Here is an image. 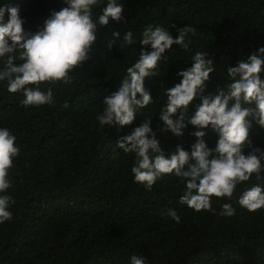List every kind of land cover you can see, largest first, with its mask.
I'll return each mask as SVG.
<instances>
[{
	"label": "trees",
	"instance_id": "obj_1",
	"mask_svg": "<svg viewBox=\"0 0 264 264\" xmlns=\"http://www.w3.org/2000/svg\"><path fill=\"white\" fill-rule=\"evenodd\" d=\"M105 3L94 6L93 19ZM122 3L123 22L110 21L98 29L89 59L69 74L71 83H41L42 91L52 90L53 105L25 108L20 105L22 93H9L7 82L0 83V127L9 129L19 148L8 169L12 218L0 224V264H129L134 254L144 264H264V209L248 212L237 204L246 188L264 185V172L261 179L253 175L237 185L231 199L212 197L213 210L195 212L179 203L183 181L162 175L145 190L132 179L134 154L115 147L118 138L151 119L165 156L178 145L190 150L195 141L191 125L179 137L161 131L164 89L179 82L176 73L191 66L190 57L197 51H205L214 68L203 95L226 87V67L264 47V0ZM0 6L18 7L23 29L34 33L50 12L65 5L62 0H0ZM149 25L168 29L173 37L172 26L187 25L196 34L187 50L176 45L167 50L158 76L146 78L153 102L136 113L133 124L102 128L96 120L103 111L102 99L118 89L140 49L138 42L123 46L122 38L113 41L112 32L122 37L131 31L138 39ZM65 101L68 108L61 107ZM199 102H190L188 115ZM205 132L203 139L213 148L217 136ZM249 138L245 152L264 150V129L253 123ZM224 203L235 208L233 216L219 214ZM170 208L179 223L166 215Z\"/></svg>",
	"mask_w": 264,
	"mask_h": 264
},
{
	"label": "clouds",
	"instance_id": "obj_2",
	"mask_svg": "<svg viewBox=\"0 0 264 264\" xmlns=\"http://www.w3.org/2000/svg\"><path fill=\"white\" fill-rule=\"evenodd\" d=\"M62 2L65 6L50 12L42 29L34 33L23 29L18 7L0 6V83L7 82L9 93H22L20 105L25 108L53 105L52 90L42 91L41 83H71L69 74L89 59L98 29L110 21L124 19L122 0H106L95 19L93 8L100 0ZM172 27L175 37L168 29L151 25L143 29L138 39L131 31L124 32L122 37L119 31L112 32L113 41L122 38L123 46L138 42L140 49L138 59L127 67L118 89L102 99L103 111L96 116L99 126L132 125L136 113L153 102L144 86L146 78L158 76L159 63L167 60V50L173 45L187 50L190 36L196 34V29L187 25ZM113 41L109 42V48ZM190 61V67L176 73L179 82L164 89L166 100L159 111L162 132L179 137L188 125L195 129L190 150L178 145L175 152L165 156L150 127L151 119L118 138L115 147L134 154L130 169L134 183L151 190L162 175L178 177L184 183L179 203L200 212L213 210L212 197L231 199L237 185L249 181L253 175L261 179L264 172V150L251 148L245 152L251 145L249 132L253 123L264 129V47L235 66H227L229 83L213 96L203 95L209 74L214 71L212 60L205 51H197ZM194 98L200 102L188 115V106ZM61 107L68 108L67 101ZM206 129L217 136L213 148L203 139ZM15 140L9 129L0 127V224L12 218L9 208L13 201L7 190L11 187L8 169L19 154ZM237 204L248 212L264 209V185L246 188ZM219 214L231 217L235 208L224 203ZM166 215L180 222L175 209H168ZM129 264H144V259L134 254L129 257Z\"/></svg>",
	"mask_w": 264,
	"mask_h": 264
}]
</instances>
